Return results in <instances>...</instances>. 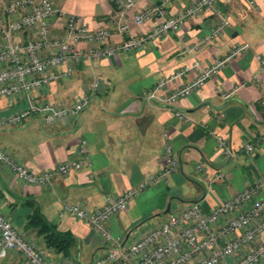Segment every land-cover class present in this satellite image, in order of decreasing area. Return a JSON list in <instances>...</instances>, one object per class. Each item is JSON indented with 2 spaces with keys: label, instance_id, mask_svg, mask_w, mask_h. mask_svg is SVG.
I'll list each match as a JSON object with an SVG mask.
<instances>
[{
  "label": "crops",
  "instance_id": "obj_1",
  "mask_svg": "<svg viewBox=\"0 0 264 264\" xmlns=\"http://www.w3.org/2000/svg\"><path fill=\"white\" fill-rule=\"evenodd\" d=\"M160 0H135L136 9L125 12V23L118 16L120 10L110 0H54L59 9L83 18L89 29L107 27L109 42L132 35L141 36L156 23L135 25L136 10L152 6ZM194 0H169L167 14L176 15ZM252 9L242 0L226 3L220 0L216 13L206 12L183 22L178 33H170L150 42L145 49L111 58L69 61L51 72L53 79L44 89L33 91L29 97L69 106L90 88L93 80L100 88L93 93L88 106L64 124L44 125L36 117L21 127H0V150L10 153L26 168L41 173L62 161L73 159L77 143L86 145L88 163L68 175L50 179L47 188L30 186L15 179L0 165V211L21 230L32 213L30 204L38 207L48 223L59 231L69 232L78 239L71 253L80 260L102 254L105 245L91 227L73 217L58 219L62 203L82 204L94 209L113 200L125 189L135 188L160 171L162 133L167 132L173 143L177 170L167 183H158L133 198L126 212L110 219L109 231L124 237V243L136 239L140 231L158 224L165 210L176 212L190 202L200 204L203 212H211L228 198H232L264 177V0H254ZM220 14L228 17V26L212 39L209 37ZM124 23L126 31L118 33ZM55 21L52 36H61ZM245 45L241 56L231 57L234 47ZM88 45L78 43L77 53ZM225 59L222 70L212 75L197 92L164 104L161 95L178 89L210 67L216 60ZM200 64L199 69L169 82L164 90L152 93L159 78H168L184 65ZM27 104L20 95L10 100L0 98V119L13 114ZM184 117L178 120L174 112ZM214 136L229 141L233 156L218 149ZM254 144V153L247 155L243 147ZM197 164L204 167L196 169ZM264 198V190L260 194ZM165 213V214H164ZM264 227V216L262 219ZM27 232V231H25ZM33 237V235L31 234ZM264 241V233L259 238ZM39 245H41L38 240ZM16 253L9 264H24ZM236 257L221 264H233ZM258 264H264V259Z\"/></svg>",
  "mask_w": 264,
  "mask_h": 264
},
{
  "label": "built area",
  "instance_id": "obj_2",
  "mask_svg": "<svg viewBox=\"0 0 264 264\" xmlns=\"http://www.w3.org/2000/svg\"><path fill=\"white\" fill-rule=\"evenodd\" d=\"M54 0H0V98L13 100L20 95L27 98V104L19 111L0 119V127H21L29 118L36 117L45 126L64 124L75 118L88 106L93 93L100 88V81L95 78L90 88L69 106L51 103L36 97H29L33 91L49 86L51 74L59 65L82 58H114L120 53L127 54L145 49L150 42L170 33L180 31L184 21L216 13L220 0H194L188 7L176 15L167 14L169 0H160L156 4L136 10L133 13L135 25L156 21L151 29L141 36L132 35L120 40L119 44L109 42L111 37L107 27L89 29L83 18H78L58 8ZM120 9L118 16L125 23V12L136 9L135 0H110ZM229 3L233 0H224ZM255 9L254 0H242ZM228 17L220 14L209 37L216 39L228 26ZM55 21L63 32L61 36H52ZM119 25L118 33H124L126 25ZM88 45L87 50L77 53L78 43ZM246 46L234 47L231 57L241 56ZM255 59L264 65L262 55ZM226 60L218 59L210 67L199 69L200 64L184 65L178 72L166 78H159L152 93H143L144 97L155 98L157 90L186 73L199 69L195 78L185 86L172 89L160 96L164 104L173 105L178 100L198 91L205 82L223 69ZM178 120L184 117L174 112ZM167 132L162 133L160 171L146 182H140L135 188L125 189L112 201L100 207L90 209L82 204L62 203L58 219L73 217L91 227L105 245L102 254L90 261L80 260L71 252L69 255L55 257L30 240L20 228L0 211V264H9L8 258L14 252L24 264H221L227 258L236 257L233 264H258L264 259V241L259 238L264 233L262 219L264 216V177L256 183L241 189L232 198H228L208 213L202 211L200 204L190 202L176 212L166 213L164 218L146 231H140L136 239L124 243V237L113 236L109 231L110 219L128 209V203L138 193L167 183L168 178L177 170L173 143ZM218 149L225 155L233 156L229 141L214 136ZM247 155L254 153V144L243 147ZM86 145L83 140L77 143V153L73 159L61 162L41 173L29 171L24 163L16 161L11 154L0 150V165L15 179L30 186L47 188L50 179L55 176L68 175L82 169L88 163ZM198 171L202 164L195 165Z\"/></svg>",
  "mask_w": 264,
  "mask_h": 264
},
{
  "label": "trees",
  "instance_id": "obj_3",
  "mask_svg": "<svg viewBox=\"0 0 264 264\" xmlns=\"http://www.w3.org/2000/svg\"><path fill=\"white\" fill-rule=\"evenodd\" d=\"M32 213L26 218L25 227L33 228L35 235L41 237L43 246L55 255H69L78 242V239L69 232H61L53 223H48L38 207L30 204Z\"/></svg>",
  "mask_w": 264,
  "mask_h": 264
},
{
  "label": "rangeland",
  "instance_id": "obj_4",
  "mask_svg": "<svg viewBox=\"0 0 264 264\" xmlns=\"http://www.w3.org/2000/svg\"><path fill=\"white\" fill-rule=\"evenodd\" d=\"M240 46V45H239ZM4 215H6V214H4ZM7 216V215H6ZM8 217V216H7ZM9 218V217H8ZM10 219V218H9ZM14 224V223H13ZM22 231H24V233L27 235V237L30 239V240H32V241H34L35 243H36V245L38 246L39 245V242H37L38 240L40 241V243H41V245H39L40 246V248H42V249H45L44 248V246H43V241H42V239H41V237H37L36 235H35V233H34V229L33 228H26L25 227V229L24 230H22ZM25 231H27V232H25ZM31 234L33 235V237L31 236ZM76 247V246H75ZM74 247V248H75ZM73 248V249H74ZM72 250V249H71ZM45 251L46 252H48L50 255L52 254L53 255V253H50L47 249H45ZM71 252V251H70ZM57 256H60V255H55V257H57Z\"/></svg>",
  "mask_w": 264,
  "mask_h": 264
},
{
  "label": "water",
  "instance_id": "obj_5",
  "mask_svg": "<svg viewBox=\"0 0 264 264\" xmlns=\"http://www.w3.org/2000/svg\"><path fill=\"white\" fill-rule=\"evenodd\" d=\"M165 213H169V208L165 210ZM165 213H164V214H165Z\"/></svg>",
  "mask_w": 264,
  "mask_h": 264
}]
</instances>
